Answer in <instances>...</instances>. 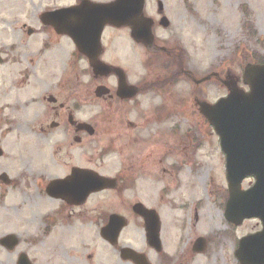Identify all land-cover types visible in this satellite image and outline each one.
Here are the masks:
<instances>
[{
	"label": "flooded vegetation",
	"instance_id": "1",
	"mask_svg": "<svg viewBox=\"0 0 264 264\" xmlns=\"http://www.w3.org/2000/svg\"><path fill=\"white\" fill-rule=\"evenodd\" d=\"M82 1L0 0V264H243L237 250L247 235L245 221L234 224L227 218L226 154L222 151L223 169L214 164L220 170L216 179L217 172L201 176L209 191L196 198L192 180L185 183L190 187L183 184V171L194 166L197 176L205 172L206 163H212L198 159L196 153L203 144L194 132L181 135L171 122L175 118L176 123L183 112L179 108L207 101L199 92L202 84L214 79L230 81L231 77L212 72L200 78L192 71L187 44L157 35L171 26L160 23L166 15L164 4H158L160 19H154L156 38L151 45L135 40L130 26H107L100 59L122 70L93 73L84 68L90 65L87 55L51 22L52 15ZM64 37L75 50L67 59L68 73L58 75L51 49ZM140 56L141 69L134 68V60ZM125 80L129 87L135 86L137 95H119ZM55 84L60 87L54 94ZM75 84L81 95L80 109L86 115L83 122L92 125L93 131L70 121L78 110L72 104ZM101 86L104 88L98 93ZM53 95L57 101L52 103L49 98ZM42 101L45 110L37 105ZM133 114L136 120L130 119ZM144 121L151 130L148 144L133 151L121 148V135L131 143L141 137L145 140ZM54 122L57 125L52 127ZM55 129L66 139H53ZM17 130L41 143L47 140L55 156L31 161L23 150L22 161H14L7 154L6 138ZM198 134L207 136L206 132ZM184 138L194 144H182ZM78 147L83 151L82 165L72 155ZM78 167L105 176L116 169L112 176L118 184L87 197L67 199L49 194L52 179L67 178ZM33 178L42 184L35 196L29 194L27 184ZM247 180L246 188L256 182L254 176ZM19 197L24 201L21 206L30 207L29 219L16 213L23 209ZM35 197L46 206L34 207ZM115 215L125 224L118 235ZM255 219L260 223L259 232L263 222Z\"/></svg>",
	"mask_w": 264,
	"mask_h": 264
},
{
	"label": "rangeland",
	"instance_id": "2",
	"mask_svg": "<svg viewBox=\"0 0 264 264\" xmlns=\"http://www.w3.org/2000/svg\"><path fill=\"white\" fill-rule=\"evenodd\" d=\"M147 1L148 10L146 12H148V14L150 13L149 15H151V17H153L156 21L160 19L158 16L159 13L157 12L158 4L160 2L164 3L165 14L169 18L171 26L168 31H157V35L160 36L163 34L165 37H174V39L183 41L184 44H187V50L192 56L191 65L193 66V72L197 73L200 78L207 77V74L212 72H220L222 75L224 73L226 77L231 75L236 78L239 86L246 87L242 81L244 66L248 62L251 63L253 54H257L260 58L264 57V0ZM51 50H53L52 61L56 74L60 75L63 72L68 73V71H65L68 61L67 59L75 50L71 40L64 37L62 42L55 44ZM141 61L142 57H137V59L134 60V68L141 69ZM88 67V64L84 65V68L87 69ZM191 85L194 87L193 84ZM53 87H55L53 92H50L55 94V92H58L60 85L55 84ZM200 87L201 91L199 92L201 97L205 98L204 100H209L211 102L218 101L220 97L225 96L228 93L227 87L224 86L220 80H210L208 83L202 84ZM24 90L28 91V88L24 87ZM77 91H79L77 88L72 89V104L76 105L75 107H80L81 95ZM186 94L187 93H185V95ZM10 97L11 96H8V99H10ZM37 105L40 109L44 108L45 110L46 104L44 101L38 103ZM33 110L34 108H31L30 112L32 113ZM179 111L183 112H180L176 123L175 118H172V124L177 125L176 128L180 129L181 135L188 134V130L194 132L197 138L201 140L200 143L203 144L202 149L196 153L198 154V159L210 161L212 163H206L205 165L207 166V169L205 172H201L197 176H195L194 166H188L183 171V184L189 185L185 183L192 180V183L190 184L192 188L191 191L194 193L196 198H202L204 193L209 191V187L205 178H201V176L206 175L208 171H210L212 175L217 172V174L214 175L216 179L220 170H218L214 164L223 169L224 153H222L218 138H216V135H212V128L206 125V122L204 121L205 118L201 114L197 104L188 103L183 107V109L179 108ZM75 114L79 120H84L86 118L82 109L76 111ZM130 119L136 120V115L133 114ZM143 123L144 125L148 124L146 121ZM143 128L145 131V140L141 137L131 143L129 137L121 135V148L126 146V151H133L138 150L140 145L144 143L148 144L150 136L149 133L151 130H149V128L147 129V125ZM123 130L129 131L135 135L139 133V130L130 131L131 129L129 128H123ZM59 131L60 130L55 129L53 139L56 138L61 141L66 139L60 135ZM204 132H206L207 136H200L198 134H204ZM24 135L27 134H24L22 130H17L12 131L6 138V140H8L6 144L7 154H12L14 161H22L20 155L24 152L23 150L28 153L31 161L55 156L52 153L50 144L47 140H44V143H41L39 140L37 141V139L32 138L31 136L27 135L26 137ZM177 141L180 143V139H177ZM182 144L188 145L194 143L189 142V140L187 141L184 138V142ZM40 146H42V149L44 150L43 154L42 150L38 149L41 148ZM80 154H83V151H81L79 147L72 153L76 162L82 165L84 163H82ZM116 171V169H112V171L108 173L112 176V174L116 173ZM210 180H212V178H210ZM248 182L249 181L247 180L244 183V188L248 186ZM27 184H29V194L31 195L35 196L39 187L42 189V184L39 183L38 185L34 178L27 182ZM190 185L188 187H190ZM187 189V187H184L185 192H187ZM39 200L40 199L37 197L32 200L34 207L46 206L43 203V200ZM22 201L23 200L19 197L18 204L20 207L23 206L20 205ZM37 201L39 203L36 204ZM29 209V206H23V209H21L20 212L17 210L16 213H21L24 217L29 219V215L31 213ZM259 227V220L250 219L245 222L243 230H245V233L248 235V233H253L259 230Z\"/></svg>",
	"mask_w": 264,
	"mask_h": 264
},
{
	"label": "water",
	"instance_id": "3",
	"mask_svg": "<svg viewBox=\"0 0 264 264\" xmlns=\"http://www.w3.org/2000/svg\"><path fill=\"white\" fill-rule=\"evenodd\" d=\"M145 7L146 0H115L108 4L85 1L80 6L60 10V17L55 13L51 22L59 33L73 38L78 48L89 56L95 73H107L114 71L113 66L106 65L98 58L102 51L101 34L106 24L130 25L137 41L151 44L155 38L154 21L145 17ZM166 21L163 18L162 23L167 26L169 23ZM243 74L244 83L250 88L248 92L231 80L226 82L229 95L216 104L202 102L201 110L220 136L222 149L226 153L230 186L228 219L235 224L254 217L263 221L262 231L242 240L238 255L243 264H264V63L248 64ZM126 86L125 81L121 87L126 90ZM79 126L91 128L83 123ZM73 171L65 180L52 181L48 188L50 193L69 198L88 195L117 183V180L91 170L78 168ZM250 175L256 177L255 186L242 190V182ZM116 224L118 232L123 224Z\"/></svg>",
	"mask_w": 264,
	"mask_h": 264
},
{
	"label": "trees",
	"instance_id": "4",
	"mask_svg": "<svg viewBox=\"0 0 264 264\" xmlns=\"http://www.w3.org/2000/svg\"><path fill=\"white\" fill-rule=\"evenodd\" d=\"M253 58L257 62H264V57L260 58V57H257V56H253Z\"/></svg>",
	"mask_w": 264,
	"mask_h": 264
}]
</instances>
